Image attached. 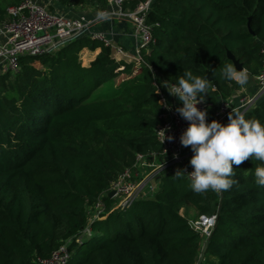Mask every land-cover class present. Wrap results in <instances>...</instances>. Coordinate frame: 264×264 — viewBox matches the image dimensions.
<instances>
[{
    "label": "trees",
    "instance_id": "obj_1",
    "mask_svg": "<svg viewBox=\"0 0 264 264\" xmlns=\"http://www.w3.org/2000/svg\"><path fill=\"white\" fill-rule=\"evenodd\" d=\"M20 2L0 0V19ZM146 22L152 42L139 66L84 34L0 76V264H41L61 246L67 264H197L205 244L201 264H264V186L254 177L262 161L233 165L236 183L220 193H197L174 172L127 210L112 211L106 193L138 155L160 151L161 81L205 76L213 104L240 87L221 72L227 52L249 76L260 72L264 0H153ZM83 49L100 50L88 66ZM119 77L115 92L96 94ZM244 117L264 123V95ZM98 202L105 217L93 219ZM185 205L217 215L209 238L180 215Z\"/></svg>",
    "mask_w": 264,
    "mask_h": 264
},
{
    "label": "built area",
    "instance_id": "obj_2",
    "mask_svg": "<svg viewBox=\"0 0 264 264\" xmlns=\"http://www.w3.org/2000/svg\"><path fill=\"white\" fill-rule=\"evenodd\" d=\"M153 0L140 1L135 9L122 10L125 0H107L111 6V11H102L98 17H110L115 15L118 18L128 19L133 26V36L139 45L134 51L136 65L141 61V51L152 42V26L148 25L146 18L151 10ZM116 10V11H115ZM8 19L0 21V35L4 41L0 44V62L2 63V74H16L19 71V58L22 56H41L49 53L61 45L77 38L81 35H88L91 40L102 42L110 47L114 55L122 52L119 47H112L105 34L92 32L90 23L84 18H70L62 14H54L48 10L46 4L40 0H21L20 4L7 9ZM256 83L259 89V96L264 95V66L256 75ZM159 103L166 101L164 92L158 91ZM253 98L243 97L240 100L241 114L244 115L254 107ZM231 104L223 101L217 112L218 121L224 120L230 113ZM200 109H209L205 102L197 105ZM175 107L171 110L162 107V123L155 129L156 141L160 145L159 152H152L146 156L138 155L131 169L124 170L116 180H114L109 190L110 197L114 201L111 210H127L136 202L145 191L152 192L155 181L166 172L184 170L186 173L193 170L190 163H185L184 146L180 143V135L187 128L188 121L183 119ZM208 118V116H207ZM167 129L166 136L172 135L174 139H167L162 143L163 137L159 132ZM190 181L186 174H181ZM156 185H158L156 183ZM221 192V191H220ZM219 192V193H220ZM103 207L98 202L93 209V219H101ZM217 224V215H198L194 221L189 222L192 230L206 238H209ZM89 231V230H86ZM69 255L66 246H61L54 251L48 259L40 260L41 264H67Z\"/></svg>",
    "mask_w": 264,
    "mask_h": 264
},
{
    "label": "clouds",
    "instance_id": "obj_3",
    "mask_svg": "<svg viewBox=\"0 0 264 264\" xmlns=\"http://www.w3.org/2000/svg\"><path fill=\"white\" fill-rule=\"evenodd\" d=\"M221 72L228 80L241 86L247 84L248 76L244 68L237 70L230 63L223 65ZM208 81L205 76L184 71L175 84L169 80L160 82L170 95L182 103L175 110L189 122L179 139L182 146H190L193 152L189 160L193 170L188 173L179 170L175 175L186 174L190 178L192 190L197 193L209 190L219 193L230 189L236 183L231 179L235 175L233 165L238 166L249 157L264 162V123L246 119L235 109H231L226 124L215 119L208 122L207 108L197 107L206 100ZM159 105L169 110L172 108L167 101H162ZM166 131L167 129L157 131L163 137L162 143L166 139H174L172 135L166 136ZM254 177L257 185L264 186V164L255 168Z\"/></svg>",
    "mask_w": 264,
    "mask_h": 264
},
{
    "label": "crops",
    "instance_id": "obj_4",
    "mask_svg": "<svg viewBox=\"0 0 264 264\" xmlns=\"http://www.w3.org/2000/svg\"><path fill=\"white\" fill-rule=\"evenodd\" d=\"M40 2L46 4L48 10L51 13L66 15L70 18H84L88 22H91L90 30L92 32H101L105 34L106 38L108 39V41H110L113 48L119 47L122 50V52L116 53L115 55L112 50V55L116 59V61H123L126 63L134 62L136 64L134 60V54H135L134 51L137 49L139 43L133 36L134 29L132 23L128 19L118 18L115 15H111L110 17L100 18L98 17L97 13H93V12L89 13L87 10L83 11V13H81V11L72 13L70 9L71 5H69L70 3L62 5L59 2V0H40ZM7 19H8V14L6 11L5 17L1 18L0 21H4V20L6 21ZM3 41L4 39L2 35H0V44L3 43ZM57 49L58 48H56L55 50ZM99 51H100L99 49L95 51L83 49L80 52V61L82 63V66H86V65L88 66L98 55ZM2 66H3L2 63L0 62V76L3 75ZM138 69L139 67H137V70ZM247 76H248V81L246 85L244 86L239 85L240 87L235 92H233L232 95L228 97H219L216 103L208 104L209 105L208 118H207L208 122H211V120L214 119L217 120L216 112L223 101H228L231 104L230 112L231 109L239 110L241 112L240 100L243 97L253 98V100H255L254 107L258 104V100L262 96H259V89L256 83V76H249L248 74ZM163 92L167 103L170 104L172 107L177 108L179 106H182V103L178 101V99L175 96L170 95L165 88ZM228 116L224 120H222L221 123L226 124L228 122ZM183 153L185 156L184 157L185 163H189V160L193 155L190 146L184 147ZM159 181L161 180L156 181L158 185H160ZM182 212L183 210L180 213L182 214Z\"/></svg>",
    "mask_w": 264,
    "mask_h": 264
},
{
    "label": "rangeland",
    "instance_id": "obj_5",
    "mask_svg": "<svg viewBox=\"0 0 264 264\" xmlns=\"http://www.w3.org/2000/svg\"><path fill=\"white\" fill-rule=\"evenodd\" d=\"M71 7V12L72 13H76V12H80L83 13V11H88L89 13H97L99 14L102 11H111V6L108 4L107 0H101L103 3H99L100 0H69ZM116 11V10H115ZM79 14V13H78ZM89 64V63H88ZM87 66V65H86ZM126 79L119 77L116 78V81L114 82H109L107 84H105L101 89L98 90V92L96 93L97 95L100 96H107L112 94L113 92H115L117 90V87L120 85V83H122L123 81H125ZM177 171H174V173H176ZM187 180V179H186ZM189 181V180H187ZM156 182V181H155ZM156 189L154 188V190L152 192H150V194L147 197H151L153 196L159 189V187L156 185ZM141 200V197L137 200L139 201ZM183 210L182 214L180 213ZM179 213L188 220V222L194 221L197 218V212L191 208L190 206H184L182 207V209L179 210Z\"/></svg>",
    "mask_w": 264,
    "mask_h": 264
},
{
    "label": "water",
    "instance_id": "obj_6",
    "mask_svg": "<svg viewBox=\"0 0 264 264\" xmlns=\"http://www.w3.org/2000/svg\"><path fill=\"white\" fill-rule=\"evenodd\" d=\"M227 58L234 64V66L237 68V70H241L243 68L242 65L239 63V61L236 60L235 57L230 52H227ZM112 195H113V192H110L108 194V197H111ZM206 248H207V244H205L203 246V248L201 250V253L199 255V260H198L197 264H201L202 263V261L204 259Z\"/></svg>",
    "mask_w": 264,
    "mask_h": 264
}]
</instances>
